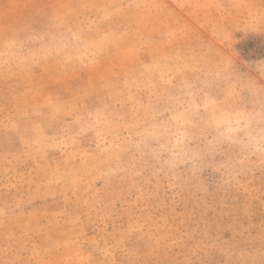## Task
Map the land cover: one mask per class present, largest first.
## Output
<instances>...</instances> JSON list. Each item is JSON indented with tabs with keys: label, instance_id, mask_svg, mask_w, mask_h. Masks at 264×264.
<instances>
[{
	"label": "rangeland",
	"instance_id": "obj_1",
	"mask_svg": "<svg viewBox=\"0 0 264 264\" xmlns=\"http://www.w3.org/2000/svg\"><path fill=\"white\" fill-rule=\"evenodd\" d=\"M264 0H0V264H264Z\"/></svg>",
	"mask_w": 264,
	"mask_h": 264
},
{
	"label": "clouds",
	"instance_id": "obj_2",
	"mask_svg": "<svg viewBox=\"0 0 264 264\" xmlns=\"http://www.w3.org/2000/svg\"><path fill=\"white\" fill-rule=\"evenodd\" d=\"M257 70L264 72V62H261L258 66H257Z\"/></svg>",
	"mask_w": 264,
	"mask_h": 264
}]
</instances>
